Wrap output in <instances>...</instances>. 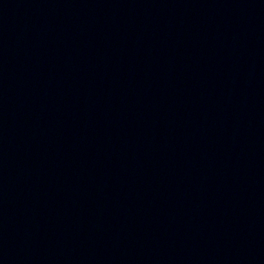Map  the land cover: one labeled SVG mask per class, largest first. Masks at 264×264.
Instances as JSON below:
<instances>
[{
	"label": "water",
	"instance_id": "obj_1",
	"mask_svg": "<svg viewBox=\"0 0 264 264\" xmlns=\"http://www.w3.org/2000/svg\"><path fill=\"white\" fill-rule=\"evenodd\" d=\"M176 264H264V0H72Z\"/></svg>",
	"mask_w": 264,
	"mask_h": 264
}]
</instances>
